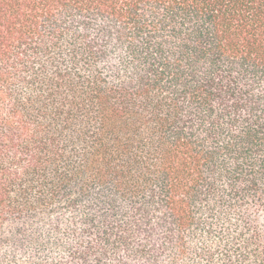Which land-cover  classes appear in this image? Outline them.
Instances as JSON below:
<instances>
[{
  "label": "trees",
  "instance_id": "16d2710c",
  "mask_svg": "<svg viewBox=\"0 0 264 264\" xmlns=\"http://www.w3.org/2000/svg\"><path fill=\"white\" fill-rule=\"evenodd\" d=\"M0 264H264V0H0Z\"/></svg>",
  "mask_w": 264,
  "mask_h": 264
}]
</instances>
